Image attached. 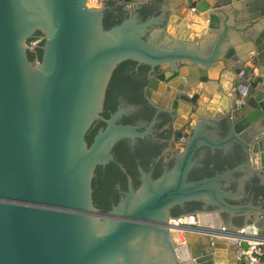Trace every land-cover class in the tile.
I'll use <instances>...</instances> for the list:
<instances>
[{
    "label": "water",
    "instance_id": "obj_1",
    "mask_svg": "<svg viewBox=\"0 0 264 264\" xmlns=\"http://www.w3.org/2000/svg\"><path fill=\"white\" fill-rule=\"evenodd\" d=\"M105 1L0 0V264H246L219 228L264 241V0Z\"/></svg>",
    "mask_w": 264,
    "mask_h": 264
},
{
    "label": "built area",
    "instance_id": "obj_2",
    "mask_svg": "<svg viewBox=\"0 0 264 264\" xmlns=\"http://www.w3.org/2000/svg\"><path fill=\"white\" fill-rule=\"evenodd\" d=\"M88 6H98L102 3L103 0H86ZM39 41H42L41 36H37L35 38H31L29 41H27L26 46L27 48H32L39 44ZM186 215H189L192 217L191 221L186 220ZM176 217L172 222L171 225L173 226H180V225H198V220H196V216L199 215V213H192V214H186ZM201 218L207 222L208 225L215 224L217 222V217L212 214V212H207L205 214H201ZM173 230L175 228L171 229L172 239L176 246L182 245L183 243H177L174 240L173 236ZM219 230L223 233V236L226 238H233L237 241H246L249 243L246 250L239 249L240 254L243 256V258L246 261V264H264V257H263V251L262 246L264 245V241L262 240H255L253 239V235H256L257 232L255 231V228L252 226V230H247V226H240L237 228H229L228 226L222 224V226L219 228ZM185 263V260L183 261Z\"/></svg>",
    "mask_w": 264,
    "mask_h": 264
},
{
    "label": "crops",
    "instance_id": "obj_3",
    "mask_svg": "<svg viewBox=\"0 0 264 264\" xmlns=\"http://www.w3.org/2000/svg\"><path fill=\"white\" fill-rule=\"evenodd\" d=\"M105 1V0H103ZM111 2L115 3L113 0H106L104 3L105 4H110ZM239 216H242V215H239ZM239 216H233V217H229V226H234L233 224H237L235 222L232 221V218H240ZM225 224V222L223 223ZM185 237L187 238V243L189 244V247H190V251L192 252V254L196 255V254H199L201 253L200 252V245H203L205 244V242L207 241L208 238L204 237L203 239L200 238L199 235H194V234H191V233H185L184 234ZM262 251H263V257H264V245L262 246Z\"/></svg>",
    "mask_w": 264,
    "mask_h": 264
},
{
    "label": "bare ground",
    "instance_id": "obj_4",
    "mask_svg": "<svg viewBox=\"0 0 264 264\" xmlns=\"http://www.w3.org/2000/svg\"><path fill=\"white\" fill-rule=\"evenodd\" d=\"M186 220L187 221H191L192 220V217L189 216V215H186ZM184 234L185 233L182 232L181 229H175V230H173V236H174L175 242H177V243H183V242L187 241V238L185 237ZM200 247H201L200 248V252L202 254L207 253V251H208L206 249L207 247H202V245H200ZM205 258L208 260L209 259V256H206ZM206 259H203V261H202L201 264H206V262H207ZM185 264H198V263L195 262V261H192V257H191L190 259L185 260Z\"/></svg>",
    "mask_w": 264,
    "mask_h": 264
},
{
    "label": "flooded vegetation",
    "instance_id": "obj_5",
    "mask_svg": "<svg viewBox=\"0 0 264 264\" xmlns=\"http://www.w3.org/2000/svg\"><path fill=\"white\" fill-rule=\"evenodd\" d=\"M148 79H149V75H148V78H147V82H146V85H145V87H144V89H143V91H142V95L147 99V94H146V91H147V83H148ZM147 107H151L150 105H149V103L147 104ZM197 209H194V211H196ZM224 219H225V217H224ZM232 221L233 222H235V223H238V218H232Z\"/></svg>",
    "mask_w": 264,
    "mask_h": 264
},
{
    "label": "trees",
    "instance_id": "obj_6",
    "mask_svg": "<svg viewBox=\"0 0 264 264\" xmlns=\"http://www.w3.org/2000/svg\"><path fill=\"white\" fill-rule=\"evenodd\" d=\"M39 36H42V34L41 35H39ZM30 39H28V41H29ZM192 212H194V209H192V210H188V211H184V212H181L178 216H181V215H184V214H186V213H192ZM241 222V218H238V223H240Z\"/></svg>",
    "mask_w": 264,
    "mask_h": 264
}]
</instances>
